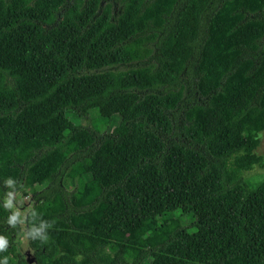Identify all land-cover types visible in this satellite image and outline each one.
I'll return each instance as SVG.
<instances>
[{
  "label": "trees",
  "instance_id": "1",
  "mask_svg": "<svg viewBox=\"0 0 264 264\" xmlns=\"http://www.w3.org/2000/svg\"><path fill=\"white\" fill-rule=\"evenodd\" d=\"M261 133L264 0H0V260L264 264Z\"/></svg>",
  "mask_w": 264,
  "mask_h": 264
},
{
  "label": "rangeland",
  "instance_id": "2",
  "mask_svg": "<svg viewBox=\"0 0 264 264\" xmlns=\"http://www.w3.org/2000/svg\"><path fill=\"white\" fill-rule=\"evenodd\" d=\"M96 112L93 113L91 115V118H93L92 120V126H94L96 129H104L102 124H99L97 121V117H96ZM100 114L102 116H108L111 119V124H110V128L109 131L113 132L114 130H118L119 128V120L118 117L115 115V108L113 106H108L103 108L100 111ZM67 119L64 122H61L58 125H55L52 127V131L53 132H62L63 134H67L72 126H80V127H85L88 125V122L86 121H81L78 118H76L74 115L70 114L69 112L66 114ZM256 153L263 157L264 159V133L260 134V145L256 151ZM259 174H264V168H255L250 174H247L246 176H255V175H259ZM13 197H11L12 201L11 202L14 206V208H16V210H21V209H25V206H27V203L29 201V199L22 197L21 193H18L16 195H12ZM55 201H58V198H55ZM139 232L142 234L144 233L143 229H140ZM27 247V242L24 240V242L22 243V249L21 251H23V249H26Z\"/></svg>",
  "mask_w": 264,
  "mask_h": 264
},
{
  "label": "clouds",
  "instance_id": "3",
  "mask_svg": "<svg viewBox=\"0 0 264 264\" xmlns=\"http://www.w3.org/2000/svg\"><path fill=\"white\" fill-rule=\"evenodd\" d=\"M12 183H13V181L11 179L6 181V184H8V185H11ZM9 195L11 197L12 194H9ZM11 206H12L11 205V200L5 202V207L6 208H10ZM15 218H16L15 215L12 216L9 219V223H11L13 220H15ZM46 239L47 238H41L42 242H45ZM6 246H7V240L5 238H3V237H0V252H3L5 250V248H6ZM0 264H8V257L5 256L3 258V260H0Z\"/></svg>",
  "mask_w": 264,
  "mask_h": 264
},
{
  "label": "water",
  "instance_id": "4",
  "mask_svg": "<svg viewBox=\"0 0 264 264\" xmlns=\"http://www.w3.org/2000/svg\"><path fill=\"white\" fill-rule=\"evenodd\" d=\"M26 261L27 264H36L35 259L29 253L26 254Z\"/></svg>",
  "mask_w": 264,
  "mask_h": 264
},
{
  "label": "flooded vegetation",
  "instance_id": "5",
  "mask_svg": "<svg viewBox=\"0 0 264 264\" xmlns=\"http://www.w3.org/2000/svg\"><path fill=\"white\" fill-rule=\"evenodd\" d=\"M19 250L21 251V248H19ZM22 253H23V255H24V254H27L28 251H27V250H23Z\"/></svg>",
  "mask_w": 264,
  "mask_h": 264
}]
</instances>
